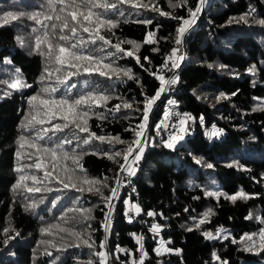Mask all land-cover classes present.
Instances as JSON below:
<instances>
[{
	"label": "trees",
	"instance_id": "16d2710c",
	"mask_svg": "<svg viewBox=\"0 0 264 264\" xmlns=\"http://www.w3.org/2000/svg\"><path fill=\"white\" fill-rule=\"evenodd\" d=\"M134 3L136 7L117 3L115 9H93L116 23L99 29L110 43L93 35V44L78 25L71 41L59 40L61 34L70 35L69 29L60 32L63 19H56L67 17L70 10L61 13L62 4L0 0V264H100L99 252L132 262L142 228L138 220L132 223L129 218V207L135 204L139 218L150 212L157 215L168 250L158 249V242L149 239L138 264H202L199 258L208 251L218 257L215 264H264L260 239L264 233V0ZM197 7L199 15L186 31L188 52L174 99L167 94L157 97L161 81L156 72L172 55L183 20L192 19L190 13ZM81 10L87 7L81 5ZM9 13L17 19L4 23ZM49 16L52 19H46ZM67 18L71 28L73 22ZM46 34L47 42L37 46L38 38L44 41ZM79 39L85 43L76 51L95 57L94 61L75 62L77 68L57 64L56 48L53 58L48 57L49 43L67 47ZM17 80L31 87L10 88ZM45 88L47 92L42 91ZM89 94L96 98L79 107L81 119L76 121L87 132L71 123V117L61 118L66 107L64 112L53 108L56 115L50 118L39 100L33 102L35 108L29 105L32 96L71 101ZM150 98L154 99L145 121ZM170 101L179 103L196 121L189 134L175 141L156 134ZM37 112V119L50 122L26 129V118ZM214 122L221 132L209 138L204 127ZM65 123L69 127L63 131L53 129ZM37 134L45 138L38 140ZM22 136L27 141H21ZM144 136L150 146L137 176L117 198L110 227L113 197L128 161L123 157L130 145L134 152L139 146L133 142ZM33 141L54 148L56 158L28 147ZM38 158L43 168L27 167ZM18 167L23 172L16 171ZM45 171L50 175L46 177ZM21 175L27 179L15 187ZM240 192L247 198H228Z\"/></svg>",
	"mask_w": 264,
	"mask_h": 264
},
{
	"label": "snow or ice",
	"instance_id": "6c2138e0",
	"mask_svg": "<svg viewBox=\"0 0 264 264\" xmlns=\"http://www.w3.org/2000/svg\"><path fill=\"white\" fill-rule=\"evenodd\" d=\"M59 3L64 5V7H61L59 9V11L61 13H64L66 10L70 9L67 11V17H70L71 21L73 22V26L71 28H69V21L67 17H61V16H56L57 20H61L63 19V23L60 26V32L63 33L65 29H69L70 31V35H63L61 34L59 36V40L61 41H65V42H69L72 40L73 37L77 36L78 33V27L79 29H82L83 32L89 33V40L91 41V43L95 44L96 40L92 38V36H96V38H98L99 40L105 41V43H110V41L105 40V37L100 36L99 35V29L101 26H111V27H115L116 23L115 21H113L112 19H105L103 14L100 12H94L93 9H104V10H108V9H115L117 7V3L119 4H124V3H130L132 4L133 7H136L137 4L134 3V0H117L116 3H109L107 2V0H81L80 4H77L76 0H71V2H67V0H49V3ZM203 2V0H201V3ZM81 5H85L87 7V10H81ZM141 6H145L146 5H141ZM200 11V8L197 7L195 9V11H191V17L192 19H185L183 20V24L180 28H178L177 32H178V38L176 40L177 44L181 43V37H183V34L186 32L187 30V26L191 25L194 22V18L196 17L197 13ZM162 15L165 13H161ZM121 15H123V13H121ZM31 19H36L35 16L30 17ZM9 19L11 20H15L17 19V17L11 13L8 14V16L4 19V23H8ZM46 19H52V17H46ZM243 19V17L241 18ZM37 23H42L41 21L37 20ZM145 23H148V21H146ZM261 23H264V21H261ZM78 25V27H77ZM56 25L53 24L52 28L55 30L56 29ZM152 34L149 33V36H151ZM41 42H47V34L45 35V40L44 41H40L39 38L37 40V46H39V44ZM150 42V41H148ZM85 43V41L83 39H79L74 43H70L67 47L64 44H56V45H52L51 43H49V52H48V57L50 59L53 58V48L58 49L57 54H55L54 59L55 62L57 64L60 65H67L70 68H77L78 65L75 62L78 61H94L96 58L91 56V55H84L79 51H76V49H78V47L80 45H83ZM131 43V42H130ZM115 47L117 48V51H123V49H120L119 45H115ZM127 55L131 56L133 55L132 52H128ZM173 55H175V50L173 52ZM145 59H147V57H145ZM180 59H183V57H180ZM139 62V60H138ZM105 68H111V65H104ZM173 67H178V64L173 63ZM60 69H57V71H59ZM97 70L99 71V68H97ZM45 71L47 72V68L45 69ZM84 71H89L88 68H85ZM112 71H116V69H112ZM73 74H77V73H73ZM99 74L101 76H105L107 75L106 72L104 71H100ZM127 75V72L125 73ZM48 75L50 76L51 73H48ZM131 78V77H130ZM43 80V77L41 78ZM160 81H161V89L160 91H163V85L165 83L164 78L161 76L159 77ZM169 83H176V80L173 79L171 81H169ZM10 88L16 89V88H23V87H31V85L25 84L20 80L14 81L11 84H9ZM42 91L47 92L48 89H42ZM52 92H56L57 89L56 88H52L51 89ZM159 92H157V97L159 96ZM96 97H94L92 94H89L87 96L81 95L79 98L76 99H72L71 101L69 99L66 98H60L58 100L55 99H42L39 96H32L29 99V105L33 108L36 107L35 104H33L34 101L39 100V104L41 106H43L44 108V115L45 116H49L50 118L55 117L56 113L54 111H52L53 108H59L61 112H64V109L66 107L67 112L66 114L62 115L61 118L64 120H69V117H71V123L75 124V126L77 128L80 129V131L82 132H87L88 129L87 127H82L79 123H77L76 121L78 119H81V113L78 110L79 107L83 104H86L87 101L89 100H93ZM100 99H107V97L104 96H100ZM153 99L154 98H150L147 100L144 112V120H147V113L151 108V105L153 103ZM117 109H119V105L116 106ZM124 107H131V105L125 104ZM40 113L37 112L36 115H31L30 114V118H26L27 122L25 123L24 127L27 128H32L34 127L36 124H43L45 122H50L49 121H45L44 119H37V116ZM83 115H87V112H84ZM86 124V121H85ZM145 125L141 124L139 127L143 128ZM69 127L68 123H65L63 125V127H61L60 125H54L53 129L56 131H63V128H67ZM43 131L45 133H47L48 131H50V129H43ZM217 133L214 131L213 135H216ZM92 136H94L95 134H91ZM137 136H140L141 133L137 132L136 133ZM45 137L42 135L37 134L36 139L38 140H43ZM98 139L100 140H104V137H99ZM118 139V138H117ZM177 139V137L173 136L172 140L175 141ZM21 141H27V137H21ZM63 143H71V140H65L63 141ZM84 143L87 144L88 140H84ZM133 143H135L137 146H139L140 141L136 140ZM25 146V144L22 142L20 147L23 148ZM167 146L169 148L173 147L172 143H168ZM28 147H32V148H36L37 152H40L41 150L44 152H50L52 155L53 160L56 158V150L54 148H48V147H44V146H38L34 141L28 143ZM57 147H62V144L57 145ZM143 149H139V152H142ZM133 152V148L131 147V145L128 147V149L126 150V153L124 155V160L127 161L128 160V155L131 154ZM20 153H17V156L19 157ZM67 153H64L65 158H67ZM115 155H120V153H116ZM111 158V157H110ZM141 158L140 154H137L135 156V160L139 161ZM43 162L42 160H40L39 158L37 159V161L33 164V165H28L27 167H35L37 170L43 168ZM123 167V166H121ZM209 167H212V165H209ZM16 171L18 172H23V167H18L16 168ZM45 176L47 177L48 175H50V173H48L47 171H45ZM27 179V177H25L24 175H21L19 177V180L17 181V185L15 187H18L23 181H25ZM31 179L33 182L37 181V177L36 176H31ZM88 182V181H85ZM88 183H95V182H88ZM65 187H67V185H65ZM28 191H39V189H32V188H28ZM91 191V189H89ZM115 193V189H113V194ZM211 195V193H209ZM241 197V198H247L246 194H244L243 192L237 193L236 195H233L231 197H228L229 199L235 201L237 199V197ZM136 211L139 212L140 209L137 207ZM148 215H153V213H148ZM156 229H154L155 231ZM5 232L8 231V229H4ZM206 236H210V234H205ZM248 240H251L252 237L248 236L247 237ZM261 242H262V246H264V233L261 234ZM139 242V240H138ZM89 247H91V245H89ZM101 247H103V244H101ZM97 255L101 258L100 264H105V259H106V255L104 252H99L97 253ZM215 256V254H213ZM218 259V257H216ZM226 264V262H225Z\"/></svg>",
	"mask_w": 264,
	"mask_h": 264
},
{
	"label": "built area",
	"instance_id": "2783aa9c",
	"mask_svg": "<svg viewBox=\"0 0 264 264\" xmlns=\"http://www.w3.org/2000/svg\"><path fill=\"white\" fill-rule=\"evenodd\" d=\"M201 9V8H200ZM200 12V11H199ZM199 12L196 16L199 15ZM186 33H184L183 37H181V43L177 44L175 43L174 48L172 50V55L164 60L158 71L156 72V75L160 77V75L163 76L165 80V87L163 91H160V98H164L167 95H170L171 99H174V94L176 93L180 81H181V70L184 64V61L187 56L188 52V43L186 41ZM175 50V55H173V52ZM180 57H183V59H180ZM173 63L178 64V67H173ZM173 76V78H172ZM175 79L176 83H169V81ZM180 120H184L185 127L184 129H178V123ZM196 121L194 117L185 109H183L179 103H174L170 107V110L166 116L165 124L158 125L156 127V134L160 139L163 138H172L173 136L177 137L180 135L189 134L195 127ZM205 135L209 138H215L220 135L221 130L218 128L216 123H212L208 127H204ZM216 132V135H213V132ZM138 171L134 172L133 174H127L125 173L119 181L118 191L114 195V208L110 213L109 219L111 223V227L113 225V221L115 218V211H116V205H117V198L120 194L124 193L129 184L133 181V179L137 176ZM130 215L132 218L130 221L133 223L135 221H139L138 223L141 225V230L137 235V246H136V252L138 255H136V258L132 262H128L126 259H120L119 261H116L111 255H108L106 257V264H138L139 259L141 258L143 254V249L145 242L147 240H153L158 243L162 240V231L163 227L157 224V215L153 213V215H148L146 218H142L137 213H134L133 211L130 212ZM154 229H156L154 231ZM139 240V242H138Z\"/></svg>",
	"mask_w": 264,
	"mask_h": 264
},
{
	"label": "rangeland",
	"instance_id": "374dc122",
	"mask_svg": "<svg viewBox=\"0 0 264 264\" xmlns=\"http://www.w3.org/2000/svg\"><path fill=\"white\" fill-rule=\"evenodd\" d=\"M190 26V25H189ZM189 26H187V29L189 28ZM187 31V30H186ZM184 35V34H183ZM162 75H160V77H161ZM163 77V76H162ZM172 78H173V76H172ZM165 81V80H164ZM164 87H165V83H164V85H163V89H164ZM174 101H170L167 105H166V107H165V109H164V115L166 114V116H167V114H168V112H169V110H170V107L172 106V105H174ZM162 124H165V121H161L160 123H159V125H162ZM184 127H185V124H184V120H180L179 121V123H178V129H184ZM152 141H154V137L152 138ZM152 144H153V142H152ZM142 145H145V149L141 152L142 153V157H143V154L145 153V151H147V149L149 148V143L147 142V139L145 138V136H144V139H142V141L140 142V144H139V147H141ZM139 147H137L136 148V150L131 154V156L129 157V159H128V161L126 162V164L124 165V167H123V169H122V176L124 175V173H127V174H133L134 172H136V171H138V169H139V165H140V163H141V159H142V157L140 158V160L139 161H136L135 160V156L137 155V154H139ZM127 168V169H126ZM134 169V168H136L135 169V171L132 173V170L130 171V169ZM128 172H130V173H128ZM130 174V175H131ZM121 176V177H122ZM113 201L115 202V199H114V197H113ZM115 207V206H114ZM113 207V208H114ZM138 206L135 204V208H137ZM129 209H131V207H129ZM128 209V210H129ZM113 210V209H112ZM111 210V211H112ZM111 211H110V213H111ZM109 216H110V214H109ZM129 218L131 219L132 218V216L130 215V211H129ZM159 226V225H158ZM110 227H111V223H110ZM110 229V228H109ZM158 249H160V250H162V251H168L167 250V244H166V242L164 241V240H162L160 243H158ZM217 256L215 255H213V253L211 252V251H208V252H206L205 254H202L201 256H200V262L202 263V264H215V263H217L218 261H219V259H217L216 258ZM107 261V260H106ZM107 263V262H106Z\"/></svg>",
	"mask_w": 264,
	"mask_h": 264
},
{
	"label": "crops",
	"instance_id": "0c3cea01",
	"mask_svg": "<svg viewBox=\"0 0 264 264\" xmlns=\"http://www.w3.org/2000/svg\"><path fill=\"white\" fill-rule=\"evenodd\" d=\"M141 148L144 150L146 147H145V145H142L141 147H139V149H141ZM139 154H140V156L142 155L141 152H139ZM141 157H142V156H141ZM135 169H136V168H134V169L132 168V169H130V171L132 170V173H133V172L135 171ZM128 173H130V172H128ZM130 174H131V173H130ZM131 211H133L134 213H137L136 208H135L134 206H131ZM131 211H130V212H131ZM137 214H139V213H137Z\"/></svg>",
	"mask_w": 264,
	"mask_h": 264
}]
</instances>
